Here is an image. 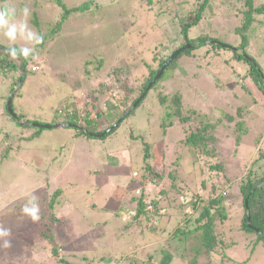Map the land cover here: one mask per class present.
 <instances>
[{
	"label": "rangeland",
	"instance_id": "obj_1",
	"mask_svg": "<svg viewBox=\"0 0 264 264\" xmlns=\"http://www.w3.org/2000/svg\"><path fill=\"white\" fill-rule=\"evenodd\" d=\"M61 1L63 5L56 0H0V8L16 7V21L23 19L21 10L24 7L30 12L28 26L23 32L17 28L12 40L4 35L11 22L0 28V46L8 52L5 54L0 47V146L4 144L0 148V226L11 229V236L6 237L11 241V247H0V264H51L46 263L47 259L54 261L50 244L33 236L39 227H47L41 223L42 217L45 218L43 213L52 214V211L55 217L49 221V226L57 233L56 243L61 245L59 253L63 257L80 264L85 263L83 257H86V264H112L105 259L121 256L122 262L113 264L127 263L129 256L144 257L145 252H154L161 247L158 245L166 246V234L159 231L162 227L170 230L187 218L194 222L204 202L210 196L220 194L231 215L218 226V232L222 233L220 240L227 243L233 240L234 243L230 247L220 246L208 255L205 250L196 252L199 245L191 243L190 250L188 246L185 250L188 257L183 261L175 253L170 264H186L193 257L206 264H264V246L253 249L247 246L252 236L246 238L248 232L240 229V202H233L238 183L250 168L264 172V156L252 165L259 146L256 141L263 138L261 144H264V96L253 83L248 65L237 61L229 48V45L236 47L240 43L235 28L240 24L243 1L232 6V0L229 3L213 0L215 16L212 19L207 16L200 30L206 36L224 42V46H228L226 49L215 51L216 55L206 60L197 55L180 58L171 75L158 85L166 95L182 93L185 109L196 110L197 114L200 112L214 123L219 120L213 143L218 148V162L222 163L223 169L217 172L209 171L203 164L200 172L193 164L195 153L192 148L180 143L184 137L180 126L169 128L168 134L163 136L160 121L164 107L159 105L152 91L133 115L103 139L76 136V130L71 127L38 129L22 126L11 119L5 112V105L13 83L14 112L25 115L31 122L57 120L65 106L69 111L88 108L95 113L99 109L109 116L111 109L107 107L113 104L109 92L113 70L131 66L129 82L134 83L144 71L145 60L151 62L155 56L167 57L181 42L180 26L173 20V15L176 3L182 0H165L154 8L155 0H145L147 5L143 0L120 3L119 0ZM86 2H91V6L84 13L72 11L61 21L64 8ZM261 2L264 0H257V4ZM33 12L38 15L39 28L31 21ZM257 18L249 32L246 50L264 72V15ZM32 30L36 33L30 37ZM190 33L197 35L196 28L193 27ZM37 36H43L41 48L36 43ZM14 45L22 51L30 48L37 57L26 58V70L19 67L18 57L9 55L14 52L8 48ZM3 55L19 69L3 65ZM232 61L240 66V71L228 66ZM33 66L37 68L33 70ZM20 76H23L21 81ZM238 107L243 110L235 116ZM227 114H234V120L226 119ZM103 122L105 127L108 123ZM236 122H239V128ZM241 130L248 134L243 135ZM6 132L13 134L11 140L5 138ZM35 132L32 139L28 138ZM238 133L243 136L240 145L236 146L234 138ZM3 139L7 140L3 142ZM143 140L152 146V159L143 158ZM171 142L175 143L170 145ZM176 143L179 145L177 152L183 147L186 155L178 161L179 152L171 151ZM3 151L8 157L2 161ZM175 161L178 170L175 175L179 176L172 181L165 175ZM146 162L153 163L155 169L164 174L162 184L146 180L148 196L157 198L164 186H170L171 195L176 196L174 189H178L177 186H188L199 201L195 210L191 209V204L188 213L184 214L175 208V204L167 208L166 214L161 215L162 227L158 225L155 231L150 230L152 221L146 224L143 216L135 221L133 215H128V210L136 209V201L132 202L131 198L141 194V190L137 192L135 188H139L138 179ZM173 183L175 186L171 187ZM56 190L58 193L55 194ZM33 197L40 209L41 219L37 222L22 211ZM51 201L52 209L49 208ZM141 218L144 219L141 220L143 233L134 225ZM127 221L133 223V227L120 232L119 227ZM222 253L228 257L224 262L220 261Z\"/></svg>",
	"mask_w": 264,
	"mask_h": 264
},
{
	"label": "trees",
	"instance_id": "obj_2",
	"mask_svg": "<svg viewBox=\"0 0 264 264\" xmlns=\"http://www.w3.org/2000/svg\"><path fill=\"white\" fill-rule=\"evenodd\" d=\"M60 5L62 4L61 0H56ZM123 0H119V3ZM142 1V0H141ZM165 0H155L152 4L154 7H159L162 2ZM231 0H227L229 3ZM243 1V5L240 8V24L235 28L236 33L240 36V43L235 47L229 45L230 50L234 53L235 59L237 61H243L248 65V73L255 84V86L259 89V91L264 96V72L257 63L256 59L252 57L246 50L249 43V32L253 30L254 23L258 21L257 16L264 15V2L257 4V0H232V6L235 5V2ZM144 4L147 2L145 0L142 1ZM224 3H221V5ZM91 6V2H86L80 6H75L72 8H64V14L62 20H65L69 13L72 11L84 13L88 7ZM96 7V5H94ZM176 13L173 15V20L178 23L180 26V39L181 42L179 46L173 50V52L179 50L180 48L190 44V47H187L180 51L163 69L161 75L158 79H156L148 89L150 81L154 78V76L159 72L162 68L166 60L171 56V53L167 57L155 56L148 62L145 60L144 63V71L140 74V77H135V82H129V77L131 76L130 67L123 66L118 69H114L112 72L113 79L111 80V87H109L110 95L113 99V104L108 105L107 108L111 109L110 115L105 116L103 111L98 109V112L93 113L92 110L88 108H83L82 110H71L64 107V111L62 110L57 120L44 122V121H32L38 122L42 124H54L55 122H64L73 126H65L71 127L76 130V136L83 135L89 138H98L89 135L90 133H101L107 130L112 124L117 123V125L108 130L100 139H103L110 134H112L118 125L126 120L128 117L134 114L137 106L141 105L147 95L152 91L155 92L157 96V100L160 106L164 107V116L161 119L160 126L162 128L163 136L168 134L169 128L173 126H180L182 131L184 132V137L180 140L182 146L188 147L190 146L195 153L192 155L193 164L198 166L200 172H202L201 164L204 165L205 168H208L209 171H218L223 169L222 163L218 162L217 151L218 148L213 143L215 140V129H217L219 120L216 123L211 122L210 119L205 118L200 112L197 114L196 110L185 109L183 94L179 92L173 93L171 96L164 94L160 89H158L159 82L165 79L170 73L175 69L176 62L184 57H194L197 55V58L202 60L213 58V54L215 51H219L221 49H226L224 46V42L218 40L217 38H213L211 36H206L201 33L200 30L204 27V19L208 16L212 19L215 16L216 10L213 8V0H182L181 2L176 3ZM225 14V13H223ZM32 23L39 28V20L36 12L32 14ZM208 22V21H207ZM208 25V23H207ZM196 28L197 35L191 34L190 30L192 28ZM208 27V26H207ZM199 31V32H198ZM43 39V36H40ZM214 43H212V42ZM2 51L7 54L6 50H4V46H0ZM38 47H42V43H38ZM38 48V49H39ZM11 51L16 50L17 57L20 60V68H24L26 70L27 61L19 51L22 49H18L16 45L9 47ZM240 50V52H237ZM197 51V52H196ZM213 51V53H212ZM24 52V51H23ZM155 52V50L153 51ZM1 53V52H0ZM197 53V54H196ZM152 53H150L151 56ZM149 56V58H150ZM6 55L1 56L2 64L7 65L12 69H19L18 66L14 65L11 60H7ZM27 58H30L28 56ZM228 63V62H227ZM228 66L238 72L240 66L235 64L232 61V64ZM236 72V73H237ZM240 73V72H239ZM232 74L236 75L235 72ZM23 76L19 77V81L22 80ZM18 80L16 82H19ZM237 83V82H236ZM13 83L10 86V92L13 91L14 85ZM238 84V83H237ZM143 97L139 100L136 106L130 111L126 112L127 109L139 98V96L144 93ZM118 94L121 96L118 97ZM8 98V97H7ZM93 106H95L93 104ZM13 108V104H12ZM14 110V108H13ZM242 108L238 107L235 111V116L239 115L242 112ZM94 111V110H93ZM5 112L9 115L7 111V107L5 105ZM126 112V113H125ZM17 113V112H16ZM125 113V114H124ZM124 114L123 118L120 122H117L118 119ZM20 120H25L31 122L29 119L25 117V115L21 113H17ZM234 114H227L225 116L226 119L234 120ZM11 119L15 120L11 115H9ZM103 121H106L108 124L104 127ZM18 123V122H17ZM239 122H236L235 125L238 126ZM37 128V127H36ZM236 127V129H238ZM40 129V128H38ZM39 131V130H38ZM238 131V130H237ZM240 131V130H239ZM243 135H247L248 132L241 130ZM242 134L238 133L235 135L234 144L236 146L240 145ZM6 135V136H5ZM5 138L11 140L13 138V134L11 132L5 133ZM36 135V132L29 136L28 138L32 139ZM22 137V136H21ZM20 137V138H21ZM6 139V140H7ZM22 139V138H21ZM20 139V140H21ZM143 139V138H142ZM6 140H2L3 142ZM263 138L258 139L256 142L259 143L258 148L256 149V155L252 161V165L255 166L254 163H257L259 160H262L264 156V144L262 145ZM175 142H171L170 145H173ZM261 144V145H260ZM4 144L1 147H3ZM172 147V146H171ZM143 158L147 160L149 158H153V152L150 150L152 146L149 142L143 140ZM179 150L178 143L174 144V148L172 147L173 153H178ZM184 148L177 154V161L181 159L185 154L183 153ZM255 153V151H254ZM2 161L8 157L5 151L1 152ZM164 156V155H163ZM186 156V155H185ZM1 161V162H2ZM174 162V166H171L170 171L165 175L167 178L174 181L176 177L179 175H175L177 173L176 162ZM180 161V160H179ZM200 167V168H199ZM164 178L163 171L155 169L153 163L146 162L145 167L141 171V175L138 179L139 188L136 187L137 192L141 194L137 197H132L131 201H136V209L134 211L128 210V215H133V219L136 221L138 217H142L145 219L146 224L149 221H152V226L150 227L151 231L158 230L157 226L160 225V222H164L161 215L166 214V209L175 204V208L180 213H188L190 209V205L192 204V210L196 209L199 201H196V197L193 196L192 189L188 186L186 187H178L175 188V194H173L170 186L162 187L157 193V198H152L153 196H148L150 194L149 191H145L146 180L150 179L154 181H159L162 184V180ZM149 181V182H150ZM152 182V181H151ZM174 183L171 187H174ZM204 188V187H202ZM57 191V190H56ZM237 195L234 197L233 202H240V209L242 214L240 216V229L248 232L246 238H249V245L251 249L255 246H264V172L250 168L246 175L241 178V181L238 183ZM58 193L55 192V194ZM213 193V192H212ZM245 201L247 204L245 205ZM164 204V205H163ZM50 209L53 208L52 201L50 203ZM227 206V202H225V198L220 194L218 196H210L208 201H205L203 206L200 208L199 216L194 220L184 219V223L177 224L173 226L172 229L167 230L164 229L161 225V229L159 230L162 234H166V246L158 245V247L154 250V252H145L144 257H127V263L123 264H170L175 257V253H178V257L184 261L185 258L188 257V253L185 251L186 246L189 247L191 243H195L197 246L196 252L200 250H205L204 252L208 255L209 252L215 251L220 246L230 247L234 242L233 240H229V243L220 240L221 232H218V226L221 225L224 221L228 220L230 215V211ZM168 213V212H167ZM192 213V212H190ZM45 218L42 217L41 223L42 225H47V227L40 229L33 236L37 239H41L42 241L50 244V252L54 257V261L49 262L47 259L46 263L51 264H80L74 260L63 257L61 253H59L60 244L56 243V231L52 226H49V221L53 219L55 216L50 212L43 213ZM171 214L170 212L168 215ZM247 214L249 215V224H247ZM189 215V214H188ZM172 216V215H171ZM187 216V215H185ZM186 218V217H185ZM140 219L138 224H134L138 226V229L141 233L144 232V226L141 224ZM58 220V219H57ZM171 220V219H170ZM169 220V221H170ZM197 222V224H194ZM141 224V225H140ZM123 226V225H122ZM119 227L120 232H126L129 228L133 227V223H127L123 227ZM142 230V231H141ZM32 236V237H33ZM227 245V246H225ZM200 248V249H199ZM220 261L224 262L226 258H228L224 253L220 254ZM112 256V255H111ZM86 264V257H83ZM124 259V258H123ZM107 262L114 263L117 261L122 262V257H111L105 259ZM180 260V261H181ZM186 264H206L200 259H196L195 257L191 258V260Z\"/></svg>",
	"mask_w": 264,
	"mask_h": 264
},
{
	"label": "clouds",
	"instance_id": "obj_3",
	"mask_svg": "<svg viewBox=\"0 0 264 264\" xmlns=\"http://www.w3.org/2000/svg\"><path fill=\"white\" fill-rule=\"evenodd\" d=\"M22 17L23 19L20 21H16L17 9L15 6L6 5L3 8H0V28H4L11 22V27L4 31V35L9 39L12 40L13 34L15 33L16 29L19 28L21 32L28 26L27 18L30 15L29 9L24 7L22 10ZM35 31L32 30L29 32V36H35ZM36 43L42 42V37H35ZM12 58H16L17 56L14 53H9ZM32 55L33 59H36V55L33 54L30 48H25L22 54L23 57H28ZM30 205V206H29ZM22 211L31 218L33 222H37L41 219L40 217V209L39 205L36 202V198L33 197L31 200L28 201V204L23 206ZM11 236V229L0 226V247L2 248H10L11 241L6 239V237Z\"/></svg>",
	"mask_w": 264,
	"mask_h": 264
},
{
	"label": "water",
	"instance_id": "obj_4",
	"mask_svg": "<svg viewBox=\"0 0 264 264\" xmlns=\"http://www.w3.org/2000/svg\"><path fill=\"white\" fill-rule=\"evenodd\" d=\"M224 45V44H223ZM187 47H190V44L180 48L179 50L173 52L171 54V56L166 60V62L164 63V65L162 66V68L159 70V72L154 76V78L150 81L149 85L147 86L146 89H148L150 87V85L156 80L159 78V76L161 75L163 69L169 64V62L180 52L182 51L183 49L187 48ZM14 53H17L18 51L16 50H13ZM19 53L22 55L23 54V51H19ZM25 59L27 57H24ZM24 70V69H23ZM19 85V83H18ZM14 92L15 90H13L11 92V94L9 95L8 99H7V102H6V107H7V111L8 113L16 119V121L22 125V126H33V127H37V128H50V127H65V126H73V125H70V124H67V123H54L53 125H50V124H42V123H38V122H23L22 120L19 119L18 115L14 112L13 108H12V101H13V96H14ZM145 94L142 93L139 98L127 109L126 112L130 111L131 109H133L136 104L139 102V100L143 97V95ZM125 112V113H126ZM124 113V114H125ZM124 114H122V116L118 119L117 122H120L121 119L123 118ZM117 125V123H114L112 124L107 130L101 132V133H90L89 135L93 136V137H102L108 130H111L112 128H114L115 126ZM247 204V202L245 201V205ZM249 215L247 214V224L248 226H250L249 224Z\"/></svg>",
	"mask_w": 264,
	"mask_h": 264
},
{
	"label": "built area",
	"instance_id": "obj_5",
	"mask_svg": "<svg viewBox=\"0 0 264 264\" xmlns=\"http://www.w3.org/2000/svg\"><path fill=\"white\" fill-rule=\"evenodd\" d=\"M37 67L36 66H33L32 69L35 70Z\"/></svg>",
	"mask_w": 264,
	"mask_h": 264
}]
</instances>
